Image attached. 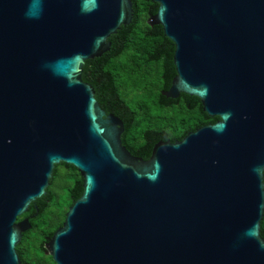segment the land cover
<instances>
[{
	"label": "water",
	"instance_id": "95a60500",
	"mask_svg": "<svg viewBox=\"0 0 264 264\" xmlns=\"http://www.w3.org/2000/svg\"><path fill=\"white\" fill-rule=\"evenodd\" d=\"M150 1L174 46L161 96L219 120L143 160L81 79L131 0H0V264H21L18 218L60 163L83 191L45 244L55 264H264V0Z\"/></svg>",
	"mask_w": 264,
	"mask_h": 264
},
{
	"label": "trees",
	"instance_id": "16d2710c",
	"mask_svg": "<svg viewBox=\"0 0 264 264\" xmlns=\"http://www.w3.org/2000/svg\"><path fill=\"white\" fill-rule=\"evenodd\" d=\"M131 3L130 25L121 26L108 38V52L84 63L81 79L92 86L100 108L122 121V145L134 157L147 160L156 143L180 141L189 132L219 119L208 117L195 97L180 94L171 100L161 96L175 76L174 46L164 37L161 26L147 23L156 14L157 4L150 0ZM82 191V178L74 167L63 163L54 167L46 195L18 218H29L31 225L16 247L21 264H55L46 254L45 244L62 226ZM260 236L264 240V216Z\"/></svg>",
	"mask_w": 264,
	"mask_h": 264
}]
</instances>
